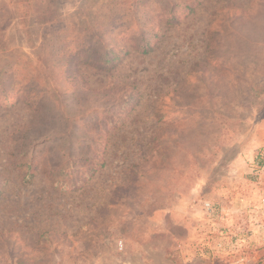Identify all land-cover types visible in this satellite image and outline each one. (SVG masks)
I'll return each instance as SVG.
<instances>
[{
	"label": "rangeland",
	"instance_id": "374dc122",
	"mask_svg": "<svg viewBox=\"0 0 264 264\" xmlns=\"http://www.w3.org/2000/svg\"><path fill=\"white\" fill-rule=\"evenodd\" d=\"M0 264H264V0H0Z\"/></svg>",
	"mask_w": 264,
	"mask_h": 264
},
{
	"label": "trees",
	"instance_id": "16d2710c",
	"mask_svg": "<svg viewBox=\"0 0 264 264\" xmlns=\"http://www.w3.org/2000/svg\"><path fill=\"white\" fill-rule=\"evenodd\" d=\"M189 9V6L187 7ZM193 8L189 9V11L192 13L193 12ZM169 22V19H168ZM135 51L141 53V54H147L151 48L149 47V45H147L146 43L138 45L137 47L134 48ZM130 52L126 51L124 54L128 55ZM25 144L24 141H22V145L19 147L17 146L16 149L19 150V154L17 156L18 157H25V150H24ZM25 166V171L22 173L23 177V181L25 183H30L33 179V177L35 176L37 171V166H33L32 165V160H30L29 162L24 163ZM45 178L50 182V184L53 186V188L59 192L64 191V184L61 183V180L59 178H57L55 176V173L48 169V171H46L44 173Z\"/></svg>",
	"mask_w": 264,
	"mask_h": 264
}]
</instances>
